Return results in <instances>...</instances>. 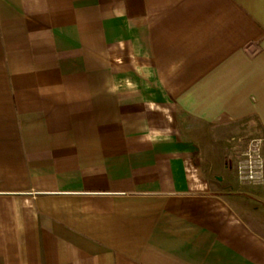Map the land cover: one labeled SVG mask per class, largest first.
<instances>
[{"label": "crops", "instance_id": "0c3cea01", "mask_svg": "<svg viewBox=\"0 0 264 264\" xmlns=\"http://www.w3.org/2000/svg\"><path fill=\"white\" fill-rule=\"evenodd\" d=\"M255 138L264 0H0V264H264Z\"/></svg>", "mask_w": 264, "mask_h": 264}, {"label": "built area", "instance_id": "2783aa9c", "mask_svg": "<svg viewBox=\"0 0 264 264\" xmlns=\"http://www.w3.org/2000/svg\"><path fill=\"white\" fill-rule=\"evenodd\" d=\"M263 138L250 140L240 153L235 166L236 178L241 185L264 184Z\"/></svg>", "mask_w": 264, "mask_h": 264}]
</instances>
